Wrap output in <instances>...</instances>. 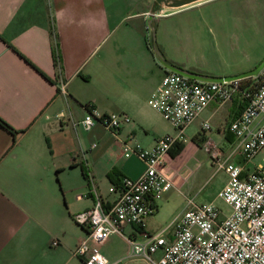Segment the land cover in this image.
Here are the masks:
<instances>
[{"label":"crops","instance_id":"0c3cea01","mask_svg":"<svg viewBox=\"0 0 264 264\" xmlns=\"http://www.w3.org/2000/svg\"><path fill=\"white\" fill-rule=\"evenodd\" d=\"M209 1L166 7L155 0H0V117L21 129L13 138L0 126V264H78L72 250L85 228L72 215L92 203L89 179L107 204L115 195L108 190L112 182L107 173L135 177L144 166L134 154L122 153L121 142L130 138L129 143L148 148L169 133L147 103L166 67L151 49L145 23H160L167 32L161 19ZM190 16L170 25L172 34L177 28L188 44L196 31ZM154 45L166 61L195 72L230 75L247 70L225 72L207 62L177 61L165 52L163 42ZM60 82L65 92L59 90ZM233 103L208 102L184 129L190 143L202 145L203 135L211 139L201 122L215 120L219 144L229 146L233 137L227 139L224 128L238 113ZM88 105L105 113L124 112L130 120L115 134L99 123L88 129L73 124ZM187 149L185 142L179 151L173 145L164 158L178 159ZM172 151L177 153L172 156ZM66 171L72 181L57 183ZM159 204L155 199V208ZM183 206L184 198L163 227ZM148 215L141 227L125 224L123 231L144 239ZM126 248L117 234L97 246L108 260Z\"/></svg>","mask_w":264,"mask_h":264},{"label":"built area","instance_id":"2783aa9c","mask_svg":"<svg viewBox=\"0 0 264 264\" xmlns=\"http://www.w3.org/2000/svg\"><path fill=\"white\" fill-rule=\"evenodd\" d=\"M59 90L65 92L61 82ZM210 101L241 104L226 123L233 139L225 151L203 135L211 174L218 169L225 172L217 196L226 210L184 193V206L166 226L141 240L126 234L124 225L141 227L144 217L155 209L154 200L173 186L162 169L164 156L173 145L184 142V129ZM147 103L175 131L161 134L148 148L129 143L130 138L121 142L122 153L134 154L144 166L135 177L122 176L116 185H109L115 195L107 204L89 179L92 203L72 215L85 228L72 250L78 264H264V156L253 167L247 164L264 149V65L255 74L221 80H200L166 68ZM129 120L124 112L105 113L88 105L72 123L84 129L99 123L115 134ZM209 127L208 120L201 122L203 130ZM110 234L127 244L125 252L112 260L97 249Z\"/></svg>","mask_w":264,"mask_h":264},{"label":"rangeland","instance_id":"374dc122","mask_svg":"<svg viewBox=\"0 0 264 264\" xmlns=\"http://www.w3.org/2000/svg\"><path fill=\"white\" fill-rule=\"evenodd\" d=\"M214 12L216 15L211 17ZM184 14H191L190 18L194 20L195 26L192 28H196L189 44L178 36L177 28L172 34L170 27L173 23H181ZM161 20L163 24L166 23L164 25H167V32L163 30L162 24L146 21L145 28L150 33L147 36L148 42L152 50L155 43L160 46L163 42L165 52L170 53L177 61L192 65L207 62L220 67L222 71L232 72L239 68H252L264 55V0H213L197 7L185 8L181 13ZM160 118L163 127L173 134L174 128L164 118ZM209 121L211 128L207 133L219 148H227V144H219L215 120ZM224 130L227 131L226 127ZM184 142L188 148L184 156L174 160L165 157L163 172L177 189L170 188L167 198H157L160 204L147 217L149 233L157 232L166 224L170 211L179 205L184 193L195 194L197 202L212 201L223 211L227 208L217 196V190L225 181V172L218 169L211 174L212 165L203 146L190 143L187 136ZM263 156L264 149L251 158L248 166L253 167L262 162ZM57 179V183H64L72 181L73 176L66 171Z\"/></svg>","mask_w":264,"mask_h":264},{"label":"water","instance_id":"95a60500","mask_svg":"<svg viewBox=\"0 0 264 264\" xmlns=\"http://www.w3.org/2000/svg\"><path fill=\"white\" fill-rule=\"evenodd\" d=\"M155 1L158 4H161V5L166 6V7H179V6L188 4V3H192V2L197 1V0H155ZM153 50L156 54V57L160 61V63H162L166 68L180 72V73H182L186 76L192 77V78L200 79V80H221V79H229L232 77H241V76L251 75V74H255L256 72H258V70L264 65V56H263L261 58V60L255 66H253L252 68H249L247 70H244L242 72H239L237 74H230V75L204 74V73H199V72H195L192 70L182 68L180 66L174 65V64L166 61L161 56L159 51L156 49L155 45H153Z\"/></svg>","mask_w":264,"mask_h":264},{"label":"trees","instance_id":"16d2710c","mask_svg":"<svg viewBox=\"0 0 264 264\" xmlns=\"http://www.w3.org/2000/svg\"><path fill=\"white\" fill-rule=\"evenodd\" d=\"M53 60H54V62H56V51H55V49L53 50ZM264 56V55H263ZM262 56V57H263ZM87 105V104H86ZM233 105H235L236 106V112H238L239 110H240V107H241V104L240 103H233ZM0 126L2 127V128H4V129H6L12 136H13V138L16 136V134L18 133V132H20L21 131V129H15V128H13L8 122H6L2 117H0ZM226 138L227 139H232V135L228 132V131H226ZM176 146H177V151H179L180 149H181V147H182V143H176L175 144ZM171 149V148H170ZM169 149V150H170ZM173 152V151H172ZM177 152H173L172 153V156H174L175 154H176ZM111 173H107V175H108V177H109V179L111 180V182H112V184H114V185H116L117 183H118V180H119V178L118 177H115V178H113L111 175H110Z\"/></svg>","mask_w":264,"mask_h":264}]
</instances>
